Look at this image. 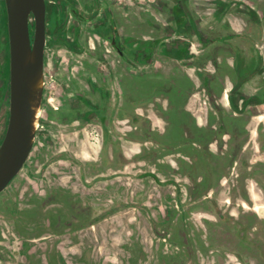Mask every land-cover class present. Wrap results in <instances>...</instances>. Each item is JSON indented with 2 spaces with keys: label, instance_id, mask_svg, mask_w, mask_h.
<instances>
[{
  "label": "rangeland",
  "instance_id": "1",
  "mask_svg": "<svg viewBox=\"0 0 264 264\" xmlns=\"http://www.w3.org/2000/svg\"><path fill=\"white\" fill-rule=\"evenodd\" d=\"M116 1L130 7L133 13H140L145 3ZM138 19L133 18V36L140 31ZM29 27L33 34V24ZM50 43L45 52L31 152L0 192V264H127L129 253L122 242L133 251L131 264H199L194 258L195 249L197 254L206 253L207 261L220 262L219 258L231 254L240 264H264V223L252 232V248L242 238L233 243L227 234L230 225L216 214V209L231 206H258L264 212V105L257 117L244 124L251 133L228 135L222 153L219 148L210 151L198 144L179 145V141L188 139L203 141L209 120L204 119L200 125L179 109L185 97L179 93L181 89L174 78L164 86L157 74L140 73L121 84L119 96L126 109L142 107L141 117L145 120L140 119L135 126L119 124L122 128L114 130L120 135L116 136L112 118L105 122L81 118L78 95L91 92L83 80L88 74L85 64H90L91 59L87 54L51 47ZM7 58L6 12L4 0H0V141L8 116ZM99 66L100 75H105L107 70ZM152 92L156 93L151 105L140 106L139 101ZM235 123L231 122L232 126H243ZM119 137L143 145L146 138L158 149L165 146L160 154L162 181L157 180L158 188L150 185L155 180L147 179L141 161H136L139 154L133 155ZM114 143L125 145L118 150L130 158H125L126 164L118 161ZM241 158H246V166L239 162ZM193 164L195 170L187 177L183 170ZM161 200L162 207L172 212L163 230L144 223L160 222L166 218L164 212L152 216L143 210L148 206L145 201L156 208L161 206ZM122 206L128 207L107 217L110 211L106 210ZM135 226L138 228L131 230ZM182 229L188 234L192 253L182 242ZM162 238L168 244L155 243ZM143 241L146 245L153 241L146 250L149 256ZM150 249L157 251L154 261Z\"/></svg>",
  "mask_w": 264,
  "mask_h": 264
},
{
  "label": "flooded vegetation",
  "instance_id": "2",
  "mask_svg": "<svg viewBox=\"0 0 264 264\" xmlns=\"http://www.w3.org/2000/svg\"><path fill=\"white\" fill-rule=\"evenodd\" d=\"M44 1L46 13L43 72L45 52L50 42L51 47L60 46L78 54H87L92 61L90 64H85L87 71L85 73L88 74L83 78L88 88H91V92L89 95L84 92L78 95L82 106L81 118L105 122L110 117L113 120L111 128L115 135L119 133L114 130L122 128L119 124L130 123L135 126L140 119L145 120L141 117V114H144L142 107H134L131 111L130 108L126 109L122 105L119 87L131 80L134 69L143 65L155 66L157 56H164L177 61L182 67L195 68L193 74L196 81L194 89L197 93L195 106L198 108V114L202 112L204 119H208L210 123L207 129L210 133L205 134L203 141L188 139L186 142L179 141V145L198 144L209 147L210 151L219 148L222 153L227 145L228 135L251 133L249 126L244 124L248 125L252 118L257 117L256 113L264 105V0H212V4L207 5L199 17L194 15L191 0H154L153 2L144 0L140 13H133L130 7L122 6L116 0ZM133 18H139L140 31L135 36L131 33ZM30 24H33L34 28L32 13L28 16V26ZM238 24L242 29L235 28ZM6 34L8 58L5 81L8 89V123L7 13ZM29 34L32 42L33 34L30 32V27ZM135 38L140 40H134ZM99 45L103 48L101 49ZM230 59H232L231 63H227ZM99 65L107 70L105 75H100ZM227 84L228 89L225 86ZM155 93L152 92L148 98L141 99L138 104L151 105L149 102ZM151 114L154 115L153 112ZM204 119L199 122L200 125L203 124ZM231 122H236V125L241 123L243 126L235 127ZM149 130H152L151 122ZM145 142L150 151H145L142 154L144 157L139 155L136 161H147L155 168L159 167L160 154L165 147L158 149L156 148L158 145L153 141L148 142L146 138ZM141 145L144 147L143 144ZM114 146V149H117L115 155L118 161L126 164L130 158L119 154L118 149H121L119 143ZM245 149L244 147L243 150ZM151 152H155V155L149 161L147 158ZM245 160L246 158H241L239 162L246 166ZM205 167L210 169L209 164ZM194 170L193 164L189 170L184 168L183 172L189 177ZM205 176L210 174L205 173ZM249 207H254V210L259 212L258 206ZM230 208L216 209L219 219L230 225L227 226L230 227L228 236L233 243L235 239L239 241V238H242V242L246 240L247 245L253 248L254 238L246 234L248 225L239 222L240 226L237 227L239 216L231 214L228 210ZM171 213V210L166 209L164 212L166 218L160 222L151 221L152 224L163 230L168 225ZM233 226L236 228L233 229ZM256 230L257 228L253 231ZM181 232L182 242L188 249L187 244L184 243L189 238L188 234L184 229ZM255 244L259 243L255 242ZM237 256L241 258L238 252ZM232 259L238 261L234 256Z\"/></svg>",
  "mask_w": 264,
  "mask_h": 264
},
{
  "label": "water",
  "instance_id": "3",
  "mask_svg": "<svg viewBox=\"0 0 264 264\" xmlns=\"http://www.w3.org/2000/svg\"><path fill=\"white\" fill-rule=\"evenodd\" d=\"M4 1L9 41V117L0 143V192L20 171L32 149L33 106H39L43 76L46 13L44 0ZM31 13L32 42L28 26Z\"/></svg>",
  "mask_w": 264,
  "mask_h": 264
},
{
  "label": "crops",
  "instance_id": "4",
  "mask_svg": "<svg viewBox=\"0 0 264 264\" xmlns=\"http://www.w3.org/2000/svg\"><path fill=\"white\" fill-rule=\"evenodd\" d=\"M149 1H154V0H149ZM212 0H191V2L193 3V10H194V15L195 17H199L200 14L203 13V9H206V6H210L212 3H211ZM160 5H163V3H159ZM163 21H166L164 18H162ZM199 21V20H198ZM197 21V23L199 24V22ZM238 23V21H237ZM239 27L240 29H242V26L238 24V26H235V28L237 30H239ZM198 61V60H197ZM232 59H230V61H227L231 63ZM180 63H178L177 61L175 60H172L170 58H166L164 56H157L156 58V65L155 66H151V65H143L139 68H136L134 69V71L136 72H133L132 71V76L131 78L132 79H135L134 76L135 75H138L140 73H142L143 75H150L151 73H155L157 74V79L158 81H161L160 83L161 84H164V86H166V81L169 80V78H174L175 79V83L177 85L178 88H180L181 90L179 91V93L182 95V97H185V101L183 103V106L179 107V109L181 111H183L184 113L188 114L191 119H193L194 121H196V123H199L202 121V119H204V114L202 112H200L198 114V111H197V107L195 106V102H196V99H197V93L195 92V85H196V81L194 80V72H195V68L192 67V66H187V67H182L179 65ZM202 68V67H201ZM173 83L171 84V88L173 89ZM226 86V89H228V84L225 85ZM162 88V87H161ZM253 89V87H252ZM122 105L124 106V102L122 103ZM202 109V108H201ZM131 110V109H130ZM133 111V110H131ZM202 111V110H201ZM191 112H194L191 113ZM207 133H210V131H205L204 134H207ZM120 136V135H118ZM122 137V136H121ZM120 138L121 141H123L124 143H126V146H129L130 149L134 152L133 155H137L139 154L140 157H144L142 154L149 150V148H147L148 146L144 145V147L138 143V142H135L134 139H128V140H125L123 138ZM139 144V145H138ZM120 147H125V145L123 143L120 144ZM165 147V146H164ZM162 149V148H160ZM169 149V148H168ZM150 151V150H149ZM147 151V152H149ZM138 155V156H139ZM155 155V152H151L150 155L148 156L147 159H149V161H151L150 159L153 158V156ZM143 168H145V174H146V178H153V181L155 182L150 184L153 188H158V184L157 183L158 181H162V178L160 177V175L162 176L159 168H152L151 166H153L152 164H150V162H147V161H141V163ZM159 165H162V163L159 161ZM157 171V172H156ZM173 179V178H172ZM158 180V181H157ZM174 180V179H173ZM172 181V180H171ZM175 181V180H174ZM149 183H151V181L148 180ZM170 182V181H169ZM168 182V183H169ZM169 184L173 185L172 182H170ZM174 186V185H173ZM139 197V196H137ZM146 203V206L145 208L146 209H143L144 212H146L148 215H154V214H159L161 211L165 212L167 208H164L162 207L163 205V201L161 200L160 201V204L161 206H157L156 208L154 206H149V204H147L148 202H144V204ZM128 206H122L118 209H116V207H113V209H110V210H106V211H110L109 213H107V217H111L112 215H114L118 210H120L121 208L124 209ZM136 207V206H135ZM230 210L231 214L235 215V216H239L238 217V223H236V226L239 227L240 223L243 224V225H248L246 227V234L247 236H253L252 233H250L251 231L255 230V228H259V223H264V212L263 210H259L258 211H255L254 210V207H240V208H230L228 209ZM172 214V213H171ZM106 217V218H107ZM250 217H254V219L256 218V224H254V219L251 220ZM149 219V218H148ZM171 219V218H169ZM240 222V223H239ZM94 224V223H92ZM145 225H153L150 221H147L146 223H144ZM143 224V225H144ZM120 226L121 225H125V224H119ZM118 226V225H116ZM138 227H131V230H136ZM133 231H131L130 235L133 233ZM186 231V230H185ZM223 231V230H222ZM221 232V231H220ZM230 232V231H229ZM224 235V234H223ZM181 236V235H180ZM254 240V239H253ZM256 241H257V238H256ZM157 242H161V243H164V244H168V241L165 240L164 238H162L161 240H157L155 241V243ZM152 243L153 241H151V244L149 245H146L144 244V241H143V248L145 246V252L147 253V255L149 256V253L147 251H149V246L151 245L152 246ZM185 244H187V247H188V252L189 253H192L193 250L191 247V243L189 241V238L186 241H184ZM121 245H123V248L125 249V251H128V256H127V259H126V262L127 264H131L130 263V259L133 255V251L130 249V247L126 244V243H121ZM97 248V246H96ZM147 250V251H146ZM192 251V252H191ZM150 252L152 253V255L150 256V258H152V260L154 261V258H156L157 256V251H155V253L150 249ZM226 257L224 258H219L220 259V262H218L217 260H214L212 262V260L210 261H207L206 259V253H203V254H197L196 253V249H195V252H194V258H196L198 261H199V264H235L237 263L238 261H236L235 259L233 260L232 259V255L230 254H227L225 255ZM232 259V261L229 260V258ZM210 258V257H209ZM239 264V263H237Z\"/></svg>",
  "mask_w": 264,
  "mask_h": 264
},
{
  "label": "bare ground",
  "instance_id": "5",
  "mask_svg": "<svg viewBox=\"0 0 264 264\" xmlns=\"http://www.w3.org/2000/svg\"><path fill=\"white\" fill-rule=\"evenodd\" d=\"M37 117H38V108L36 106H33V128L34 126H36L35 122H36Z\"/></svg>",
  "mask_w": 264,
  "mask_h": 264
}]
</instances>
